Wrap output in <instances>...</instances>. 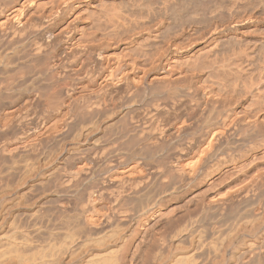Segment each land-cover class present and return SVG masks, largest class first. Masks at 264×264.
Segmentation results:
<instances>
[{
    "label": "bare ground",
    "instance_id": "1",
    "mask_svg": "<svg viewBox=\"0 0 264 264\" xmlns=\"http://www.w3.org/2000/svg\"><path fill=\"white\" fill-rule=\"evenodd\" d=\"M252 81L264 0H0V264H264Z\"/></svg>",
    "mask_w": 264,
    "mask_h": 264
},
{
    "label": "rangeland",
    "instance_id": "2",
    "mask_svg": "<svg viewBox=\"0 0 264 264\" xmlns=\"http://www.w3.org/2000/svg\"><path fill=\"white\" fill-rule=\"evenodd\" d=\"M207 76L209 77L208 80H209V79L211 80V82H209V83H214V84L216 83L215 85H217V84L219 85V84H220V82H219V79H220V78L218 77V75H216V74H214V73H211L210 76H209V75H207ZM207 76H206V78H205L206 80H207ZM213 78H214V79H213ZM208 80H207V81H208ZM214 80H215V81H214ZM220 80H221V79H220ZM218 82H219V83H218ZM221 82H222V81H221ZM251 83H253L254 86H253ZM257 83H258V81H252V82H250V83H247V84L245 85V87L248 86V87L245 88V89H247V90H245V91H246V94H244L245 92H242V94L240 93V95H235V93H234L232 98H228L229 96L231 97L232 94L228 96L227 94H225L226 92L223 90V88H220V89H222L223 93H220V94H219V93L217 92L218 90H220V89H218L219 86H218V88H217V86L215 87L214 84H212V85H213V87L217 90V91L215 90V91H216V93H215L216 97L218 96L217 98H219V96H220L221 94H223V96H222L223 98L225 97L224 95H226V97L228 96L227 98L229 99V101H227L228 99H226V97H225L226 102H227L228 104H229V102H230V104H232V106L235 107V109H237V113H238L239 115H241V113H242V115H243L245 112H246V113H245V114H246V117L248 116V117L251 118V116L254 115V117H252V119H253V118H254V120L256 119V121H258V124H259V121L261 120L262 123L259 124L258 129H259V132H261V134H262V132L264 133V124H263V123H264V110H263V109H264V103H263V102H264V95L262 94V91L260 90L259 86H257V85H258ZM248 84H250V86H249ZM220 85H221V84H220ZM251 86H253V88H251ZM256 86H257V87H256ZM221 87H222V85H221ZM248 88H249V90H250V88H251V90L249 91ZM257 88L259 89V92H261V94H262L263 97L261 96V94H260V96H259V92H258V94H257V92H256V91L258 90ZM219 92H221V90H220ZM224 92H225V93H224ZM249 93H250L251 95H250ZM255 93H256V94H255ZM218 94H219V95H218ZM253 94H254V95H253ZM234 95H235V96H234ZM241 95L245 96V98H243L244 100H243V99H240V98H242ZM246 95H247V96H246ZM238 97H239V98H238ZM257 97H258V98H257ZM259 97H260V98H259ZM261 98H263V99L261 100ZM234 99L237 100V101H235ZM238 99H239V100H238ZM253 99H254V100H253ZM239 101H240V102H239ZM260 102H261V103H260ZM252 103H253V105H252ZM248 106H249V107H248ZM254 106H255V107H254ZM258 106H259V107H258ZM260 107H261V108H260ZM261 109H262V110H261ZM242 110H243V111H242ZM248 112H249V113H248ZM245 114H244V115H245ZM257 114H258V116L255 118V115H257ZM242 115H241V116H242ZM244 117H245V116H244ZM258 118H260V119H258ZM261 124L263 125L262 127H260ZM262 135H264V134H262ZM55 146H57V147H59V148L56 149L57 147H55ZM55 146L53 147L54 152L57 151V152L60 153V152L62 151L61 148H62L63 146H62L61 144H58V145H55ZM60 146H62V147H60ZM59 150H60V151H59ZM59 153H58V154H59ZM56 154H57V153H56ZM28 158H29V157H27V158H26L25 156L23 157V159H28ZM30 160H31V159H30ZM32 161H34V160H32ZM16 175H20V176L22 175V177L24 178V176H25V172H22L21 174H20V172H19V173H17ZM16 175H14V177L10 179L11 181L7 180V182L12 183V182H13L12 180H15V179H16V177H15ZM18 177H19V176H18ZM18 177H17V179L15 180V181H17V183L19 182L18 179H22V177H19V178H18ZM22 180H23V179H22ZM15 181H14L15 184L12 183L9 187H8V185H6V184L4 185V184H3L4 187L2 186V188H5V189H2V188H1V190H4V193H5V190H6V192L13 190V189L15 188V187H13V186H15V185L17 184ZM7 182H6V183H7ZM7 184H8V183H7ZM197 184H198V183L194 184L195 186L192 185L194 188H192V186H190V187L193 189L192 191L190 190L191 188L188 187V188L186 189V191H187L188 193H187L186 191H184L185 189L179 191V193L182 194V196H181V195H180V196H181V197H184L185 199H184V198H180L178 192H176V194H178V201H177V198H176V199H175L176 202H175V200H174V197H173L172 200H171V197L173 196V194H174L175 197L177 196L175 193H173L172 196H171V195L168 196L169 199L171 200V203H170V200H169V199H167L168 201L166 200V198H168V197H166V198L164 199V201H166V203H165L164 201H162V207L164 206V207H163V210H164V211H166V210H170V207H171V209H172V208H177V209H174V210H175V211L179 210V211H177L178 213L175 212L176 214L173 215V216H178V215H180V216H178V217H176V218H180V219L182 218V219H181V223H185V222H182V221L187 220V219L189 218L190 215L194 216V215L197 213V212L194 213V211H196L197 209H198L197 211H199V209H200V207L198 208V203H196V205H197L196 207H197V208L195 207V209L193 208V207H194L193 205H195V203H194V204H193V203H189V198H190V196H191L193 193L197 192V191L200 189V186L197 185ZM5 186H7L8 188H10V187H11V188L8 189V188L5 187ZM198 186H199V187H198ZM197 187H198V188H197ZM6 188H7V189H6ZM195 188H196V189H195ZM24 189H25L26 191H25ZM24 189H23V188H22V190L20 189L21 191L19 190V191H18V194L20 193L21 198L23 197V199H25V198L27 197L26 200H28V197H29V196L27 195V191H28V190H27L26 187H25ZM7 190H8V191H7ZM23 190H24L26 193H25ZM188 190H190L192 194H190V191H188ZM22 191H23V194H22ZM183 191H184V193H183ZM1 192H2V191H0V194H1ZM186 193H187V194H186ZM20 195H18V197H20ZM23 195H24V196H23ZM26 195H27V196H26ZM183 195H185V196H183ZM186 196H187V197H186ZM188 196H189V197H188ZM49 200H50V202L52 201V199H49ZM76 200H77V199L75 198V201H76ZM173 200H174V201H173ZM183 200H184V201H183ZM187 201H188V203L190 204L189 207H186V206L189 205L188 203H187V205H185V204H186L185 202H187ZM50 202H49V204H48V208H47V206H46L47 204L45 205L44 211L42 210V215H44L45 209H46V212H45V213H48V211L50 210V209H49V206H50V208L52 209V207H51V206H52V203L50 204ZM53 202H54V201H53ZM168 202H169V203H168ZM173 202H174V203H173ZM177 202H178L179 204H178ZM47 203H48V201H47ZM167 203H168V204H167ZM181 203H182V205H185V206H183V207H185L186 209L188 208L187 211L190 210V209L192 208V210H190V211L188 212V215H187V213H186L187 211L185 212L186 209L183 208V207L181 206ZM183 203H184V204H183ZM164 204H166V207H167V208L165 207ZM192 204H193V205H192ZM169 205H170V206H169ZM178 205H179L181 208H183L182 211H181V214H180V209H181V208H180ZM5 206H6V205H5ZM175 206H176V207H175ZM177 206H178V207H177ZM192 206H193V207H192ZM6 207H8V206H6ZM6 207H4V208H6ZM4 208H3V209H4ZM164 208H165V209H164ZM168 208H169V209H168ZM184 209H185V210H184ZM193 209H194V210H193ZM4 210H5V209H4ZM6 210H7V209H6ZM47 210H48V211H47ZM183 211H184V213H186L185 215L188 216V217L183 218V217H184V216H183L184 213H182ZM190 212H193V213H190ZM49 214H50V212H49L48 214H45V216H46V215L48 216ZM189 214H190V215H189ZM182 216H183V217H182ZM173 218H174V219H173V220H174L173 222L170 221V222H167V223H166V225H168V227H167L165 224L162 225V227H163V226H166V227H163V228H165V229H166V228H169V229H170L169 232H170L171 229H172V228H170V227L173 226L171 223L174 224L173 227H175V225L178 226L179 223H180V219H179V221H178V219H176L175 217H173ZM175 220H177L176 222H177L178 224H175V223H176ZM125 222H126V221H123V222L121 221V223H123V224H124ZM174 222H175V223H174ZM119 223H120V222H119ZM121 223L119 224L120 226L122 225ZM127 223H128V224H127ZM129 224H130V222H126L124 225H125L126 227H128ZM170 224H171V225H170ZM127 225H128V226H127ZM169 225H170V227H169ZM180 225H181V224H180ZM121 227H124V226L122 225ZM133 227H135V226H133ZM133 227L130 226V229L133 230L132 232H133L134 235L131 234L132 232H130V231H131L130 229H129L130 231H129L127 234H130L131 237H132V235H133V240L131 239V240L129 241V243L132 241V243H130V244H134V245H135V241H137V239L140 237V235H141V233H142V229H139L140 232H137V233H136V232H134V228H133ZM162 227H158V229L156 228L157 230H154L153 232H154V233H157L158 230L163 231V230H162V229H163ZM124 228H125V227H124ZM159 228H160V229H159ZM135 230H138L137 227H135ZM167 230H168V229H167ZM167 230H166L165 233H169V232H167ZM155 231H156V232H155ZM164 231H165V230H164ZM135 233H136V234H135ZM138 233H139V235H138ZM159 233H162V232H159ZM163 233H164V232H163ZM136 235H138V236H136ZM135 236H136V237H135ZM127 237H130V236H129V235L126 236V239H127V240L125 239V240H126L125 242H127V241L131 238V237H130V238H127ZM134 238H135V240H134ZM125 242H124V243H125ZM133 242H134V243H133ZM124 243H123V244H124ZM152 243H154V241H152ZM127 244H128V242H127ZM130 244H128V245H130ZM125 245H126V243H125ZM125 245H124V246H125ZM134 245H133V246L131 245V248H130V246H127V245H126L127 248H129V250H128L126 247L123 248V245H122V248H123V250L125 251L124 253L122 252V254H123V255L125 256V258H126V259L124 258V260H126V261H124L123 264H129V261L127 260L128 255H129L128 253L131 252V250L134 248ZM151 245H152V244H151ZM155 247H156V249H159V248H158V246H154V250H155V252H157V250L155 249ZM122 248H121V249H122ZM125 249H126V250H125ZM160 249H161V250H160ZM160 249H159V250H160L161 252H162V250L165 251L164 249H166V251H167V248H165V247H161ZM128 251H129V252H128ZM161 252H160V253H161ZM125 253H126L127 255H126ZM160 253H159V254H160ZM162 254H165V252H164V253L162 252ZM124 256H123V257H124ZM126 256H127V257H126ZM127 261H128V262H127ZM126 262H127V263H126Z\"/></svg>",
    "mask_w": 264,
    "mask_h": 264
}]
</instances>
